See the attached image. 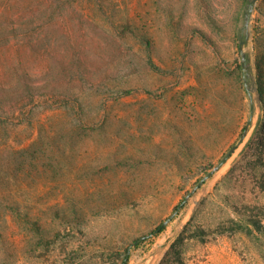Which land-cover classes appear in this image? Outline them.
Here are the masks:
<instances>
[{
	"label": "rangeland",
	"instance_id": "1",
	"mask_svg": "<svg viewBox=\"0 0 264 264\" xmlns=\"http://www.w3.org/2000/svg\"><path fill=\"white\" fill-rule=\"evenodd\" d=\"M25 3L0 0V264H264V0Z\"/></svg>",
	"mask_w": 264,
	"mask_h": 264
},
{
	"label": "trees",
	"instance_id": "2",
	"mask_svg": "<svg viewBox=\"0 0 264 264\" xmlns=\"http://www.w3.org/2000/svg\"><path fill=\"white\" fill-rule=\"evenodd\" d=\"M63 0H43L42 4L38 3V0H26L25 5L22 8L23 12V19H32L30 24H34V19H52L55 15H57L58 9L60 8V3ZM93 1L99 8H102V0H90ZM13 9V6L9 9V11ZM248 12L244 14V17ZM12 15H15L13 13ZM246 19H243L245 21ZM27 26H29L28 22L26 23ZM34 26V25H31ZM30 28V27H29ZM34 29H27V33L33 32ZM14 112V111H13ZM15 113V112H14ZM184 201H181L178 206L174 208V212H176L178 209H181L184 207ZM170 219H168L169 221ZM165 226L164 224L159 225L158 231L161 233L164 230ZM143 239H138L134 242V245L137 246ZM129 256H130V249H126L125 256L122 259V264H128L129 262Z\"/></svg>",
	"mask_w": 264,
	"mask_h": 264
},
{
	"label": "water",
	"instance_id": "3",
	"mask_svg": "<svg viewBox=\"0 0 264 264\" xmlns=\"http://www.w3.org/2000/svg\"><path fill=\"white\" fill-rule=\"evenodd\" d=\"M239 49H240V51H241V47H239ZM242 59H243V60L245 59V56H244V55L242 56ZM243 136H244V135H243ZM156 231H158V229H157Z\"/></svg>",
	"mask_w": 264,
	"mask_h": 264
}]
</instances>
